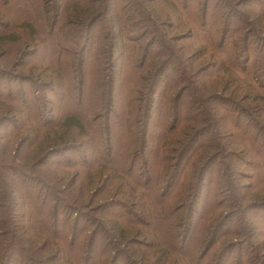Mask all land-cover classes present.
<instances>
[{"label": "trees", "instance_id": "trees-1", "mask_svg": "<svg viewBox=\"0 0 264 264\" xmlns=\"http://www.w3.org/2000/svg\"><path fill=\"white\" fill-rule=\"evenodd\" d=\"M0 264H264V0H0Z\"/></svg>", "mask_w": 264, "mask_h": 264}]
</instances>
